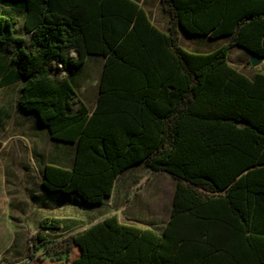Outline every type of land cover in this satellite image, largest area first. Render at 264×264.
Returning a JSON list of instances; mask_svg holds the SVG:
<instances>
[{"label":"trees","instance_id":"1","mask_svg":"<svg viewBox=\"0 0 264 264\" xmlns=\"http://www.w3.org/2000/svg\"><path fill=\"white\" fill-rule=\"evenodd\" d=\"M138 1L0 0V57H9L21 80L17 109L52 141L74 147L71 169L43 168L42 188L59 202L93 209L135 166L175 181L160 232L111 215L48 241L60 224L43 219L29 235L27 257L264 264V75L247 77L228 63L234 47L264 58V0H154L165 32ZM179 29L227 42L208 54L187 52ZM90 58L103 60L92 112L74 100L70 79Z\"/></svg>","mask_w":264,"mask_h":264},{"label":"rangeland","instance_id":"2","mask_svg":"<svg viewBox=\"0 0 264 264\" xmlns=\"http://www.w3.org/2000/svg\"><path fill=\"white\" fill-rule=\"evenodd\" d=\"M146 10L153 23L160 29H164L167 20L159 5L154 1L148 2ZM16 30H18V27H16ZM225 43L226 41L220 39L204 40L202 37L190 36L186 33H181L179 37V46L183 50L192 53L208 54L223 46ZM240 51L241 50L237 47L230 49L228 53L229 65L247 77H252L255 74L264 75V62L256 67H252L248 64L250 58L246 57ZM101 65V62H88L86 64L85 69L83 68L84 72L90 75L87 81L91 83L97 81ZM94 88L95 87L91 85L85 86L83 92L86 93V96L89 95L93 97ZM15 89V86H11L5 93L0 92V109H4V111L9 114L10 121L16 120H14L13 113V93ZM15 97L16 95L14 98ZM6 134L7 132H3V130L0 129V138ZM13 187V189H15L14 191H12L11 186L9 187L8 196L10 200L13 202H17L18 198H20V202L24 200L26 195L25 191L19 189L17 184ZM116 188L117 195H115V197L108 202L109 204L101 210L93 208L90 212H84L75 207V223L68 228H63L62 231L58 232L59 235H56V233L49 235L47 240L54 241L57 238L64 240L84 230L93 223L95 218L101 217L102 219L105 216L108 217L114 214L120 221L125 222L127 225L140 229H150L157 233L162 230L170 216L172 197L175 188V181L170 175L163 172H149L138 165L121 174V177L116 183ZM122 206L123 208H121ZM68 210H70V207ZM116 210L118 211L115 213ZM26 211H29V209L26 208ZM37 211L44 215H48V212L44 209H38ZM82 213H88V215L84 216ZM35 219V215L30 214L25 217L26 221L23 222H15L13 220H4V224L0 222V233L2 232V226H4V229L8 228L11 233L13 232L12 236L14 237L13 241H10L9 238L4 246L0 248V259L4 260L0 264L63 263V256L60 254L53 256V262L41 252L35 253L32 259H28V238L29 235L36 232L37 223ZM77 255L78 250L73 249L71 258ZM54 258L58 259L55 260Z\"/></svg>","mask_w":264,"mask_h":264},{"label":"crops","instance_id":"3","mask_svg":"<svg viewBox=\"0 0 264 264\" xmlns=\"http://www.w3.org/2000/svg\"><path fill=\"white\" fill-rule=\"evenodd\" d=\"M151 1L154 0H139L138 5L145 11L150 23L160 31L165 32L166 26L164 29L157 27L147 13L146 6L148 2ZM154 2L158 4L157 1ZM178 33V36L180 37L181 33L184 32L179 29ZM220 40L227 42L226 38H220ZM240 52L248 58L251 57V55L243 50ZM88 62H101L102 64L96 82L91 83L87 81L90 75L85 73L84 69ZM263 62L264 60L261 63L263 64ZM102 67L103 60L101 58L86 59L83 63L82 69L70 76L74 86V100L77 104H83L90 112H92L97 105ZM20 84L21 80L18 78L14 70L10 68L9 57L4 58L3 54H1L0 92L5 93V91L11 86L16 87L15 92L13 93V113L14 120H16L10 121L9 114H7L4 109H0V129H2L3 132H7L5 136L0 138V222H2L1 224L5 223L4 220L23 222L26 221L25 217L31 214L35 215V222L37 225L43 219L58 220L60 224V230L58 232H60L63 228H68L75 223V207L84 212H90L91 209L75 206L73 203H68L67 201L59 202L42 188L43 168L45 166H54L65 170L71 169L75 155L74 147L52 141L46 130L32 115L24 114L17 109L15 101ZM89 85L95 87L93 97H90L89 95L86 96V93L83 92L84 87ZM15 95L16 97L14 98ZM120 177L121 175L116 179L111 195L105 200L104 205L94 209L101 210L109 204L108 202L112 200L115 195H117L116 183ZM16 184L19 189H23L26 193L25 199L21 200V202L19 200L20 198H18L17 202H13L8 196L9 187L11 186L12 191H14L15 189H13V186ZM69 207L70 210H68ZM26 208H28L29 211H26ZM121 208H123V206ZM38 209L46 210L48 215L38 212ZM117 211L118 210H116L115 213ZM82 214L84 216L88 215V213ZM99 220H101V217L95 218L93 223H96ZM118 222L127 225L119 219ZM58 232H56V235H59ZM12 234L13 232L11 233L8 228L4 229V226H2V232L0 233V248L4 246L9 238L10 241L14 240Z\"/></svg>","mask_w":264,"mask_h":264},{"label":"water","instance_id":"4","mask_svg":"<svg viewBox=\"0 0 264 264\" xmlns=\"http://www.w3.org/2000/svg\"><path fill=\"white\" fill-rule=\"evenodd\" d=\"M263 60H264V58L261 57V56L251 55L249 62H250V65H251L252 67H256V66H258Z\"/></svg>","mask_w":264,"mask_h":264}]
</instances>
